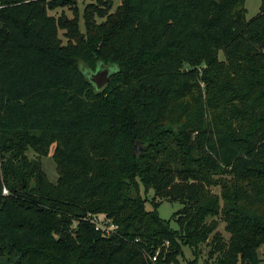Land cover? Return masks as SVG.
<instances>
[{
  "label": "trees",
  "instance_id": "16d2710c",
  "mask_svg": "<svg viewBox=\"0 0 264 264\" xmlns=\"http://www.w3.org/2000/svg\"><path fill=\"white\" fill-rule=\"evenodd\" d=\"M74 2L0 0V257L196 264L182 247L208 242L214 264H260L264 0L249 20L245 0H94L83 31L48 14ZM52 144L54 183L39 160ZM162 200L181 204L176 228Z\"/></svg>",
  "mask_w": 264,
  "mask_h": 264
},
{
  "label": "rangeland",
  "instance_id": "374dc122",
  "mask_svg": "<svg viewBox=\"0 0 264 264\" xmlns=\"http://www.w3.org/2000/svg\"><path fill=\"white\" fill-rule=\"evenodd\" d=\"M94 0H75V2L71 5L66 6H60L53 10H49L48 14L52 15L56 18H59L60 16H64L68 19L76 18V16L79 18V25L80 30L83 31V22H82V10L85 5L92 2ZM121 0H112V8L111 11H114L117 5L120 4ZM245 8H246V19L249 20L253 16H255L259 10L260 6V0H245L244 2ZM78 11V13L75 12V10ZM58 36L61 40L62 44L67 43L70 41L65 35L64 30L58 29ZM74 41V40H71ZM54 149V144H52L49 148V153L46 156L39 157V160L41 161L42 169L45 171L48 179L50 182L54 183L57 179V169L56 164L54 163L52 159V152ZM141 149L140 147H135V151H139ZM26 154L28 158H38L37 154L32 149H27ZM214 192L219 193V188L214 187ZM153 196V191L150 190L148 192V199H151ZM181 207V204L177 201H168V200H162L158 206L157 211L160 217L163 219L170 221V226L173 228L177 227V224L175 220L173 219V213L177 211ZM147 209H152L151 203L148 201L146 203ZM216 231L222 235L224 239H228L229 233L225 230V223L218 218L217 220V228ZM211 236H209V240L211 239ZM183 257H179L181 260H195L196 264H214L217 255H214L212 258L210 257V246H208V242L200 244L199 247L194 250L192 248H189L188 246H183ZM197 252V254L195 253ZM258 254L261 259L260 264H264V244L261 245L258 248ZM15 257L14 253L10 251L9 249H5L3 251L2 256L0 257V264H11L13 258ZM239 264V262H237Z\"/></svg>",
  "mask_w": 264,
  "mask_h": 264
},
{
  "label": "water",
  "instance_id": "95a60500",
  "mask_svg": "<svg viewBox=\"0 0 264 264\" xmlns=\"http://www.w3.org/2000/svg\"><path fill=\"white\" fill-rule=\"evenodd\" d=\"M110 74H111L110 66L101 65L98 66V68L95 71L88 72V79L95 85L96 89L99 90L107 84Z\"/></svg>",
  "mask_w": 264,
  "mask_h": 264
},
{
  "label": "built area",
  "instance_id": "2783aa9c",
  "mask_svg": "<svg viewBox=\"0 0 264 264\" xmlns=\"http://www.w3.org/2000/svg\"><path fill=\"white\" fill-rule=\"evenodd\" d=\"M3 192L6 193V190ZM91 221L94 223L96 229L102 230L106 234H109L114 229V225L109 224L108 221H105L103 215L93 216ZM155 259L156 257H152V260Z\"/></svg>",
  "mask_w": 264,
  "mask_h": 264
}]
</instances>
